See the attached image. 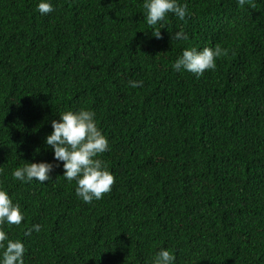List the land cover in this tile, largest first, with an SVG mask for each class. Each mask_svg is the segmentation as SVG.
I'll return each mask as SVG.
<instances>
[{
	"label": "trees",
	"instance_id": "1",
	"mask_svg": "<svg viewBox=\"0 0 264 264\" xmlns=\"http://www.w3.org/2000/svg\"><path fill=\"white\" fill-rule=\"evenodd\" d=\"M38 2L0 0V187L25 216L5 226L25 264H151L161 248L176 264H264V0H178L186 19L155 29L144 0ZM193 46L227 55L174 71ZM80 108L109 140L112 190L85 203L62 164L14 180L25 161L55 163L51 121Z\"/></svg>",
	"mask_w": 264,
	"mask_h": 264
},
{
	"label": "clouds",
	"instance_id": "2",
	"mask_svg": "<svg viewBox=\"0 0 264 264\" xmlns=\"http://www.w3.org/2000/svg\"><path fill=\"white\" fill-rule=\"evenodd\" d=\"M243 7L248 0H237ZM146 10V23L155 29L158 24L163 28L169 14H174L179 20L184 21L189 15L187 3L180 4L178 0H144ZM37 10L41 14L54 11L52 0H39ZM156 38L161 37L160 31H152ZM188 34L183 28L176 31L173 39L176 41L188 40ZM227 55V50L220 46L215 48L186 47L172 64L176 72L187 71L197 77L206 70L216 68V60ZM132 88L142 87L143 81H129ZM52 132L45 137L46 145L54 153L52 162H27L17 167L12 172V178L21 183L37 181L44 183L51 180L50 173L54 167L62 164L63 177L68 182L75 181V194L85 203L100 200L104 194L112 190L115 177L106 162L99 157L110 150L109 140L99 129L97 114L94 110L80 108L79 110H66L59 113V120L51 121ZM25 216L18 203H14L8 191L0 187V264H25V245L20 239H12L5 226H19ZM41 225L34 224L28 228L25 235L32 231L39 232ZM151 264H176L175 255L166 248H161L151 258Z\"/></svg>",
	"mask_w": 264,
	"mask_h": 264
}]
</instances>
